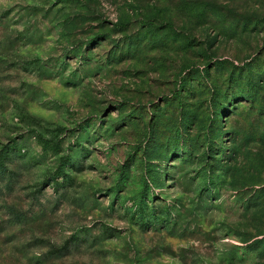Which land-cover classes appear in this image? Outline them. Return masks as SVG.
<instances>
[{
	"label": "rangeland",
	"instance_id": "374dc122",
	"mask_svg": "<svg viewBox=\"0 0 264 264\" xmlns=\"http://www.w3.org/2000/svg\"><path fill=\"white\" fill-rule=\"evenodd\" d=\"M0 151V264H264V0H0Z\"/></svg>",
	"mask_w": 264,
	"mask_h": 264
},
{
	"label": "trees",
	"instance_id": "16d2710c",
	"mask_svg": "<svg viewBox=\"0 0 264 264\" xmlns=\"http://www.w3.org/2000/svg\"><path fill=\"white\" fill-rule=\"evenodd\" d=\"M2 151V150H1ZM1 151H0V154H1ZM6 155V153L4 152L2 154V157H4ZM0 166H3V162L0 160ZM261 247V248H260ZM257 248H260V253L262 254L261 257H259V259H263L264 258V242L262 245L258 246ZM263 261V260H262Z\"/></svg>",
	"mask_w": 264,
	"mask_h": 264
}]
</instances>
